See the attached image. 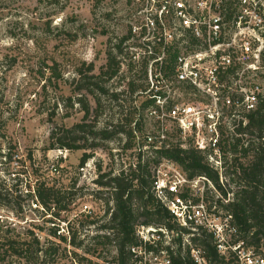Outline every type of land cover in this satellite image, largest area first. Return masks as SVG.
I'll list each match as a JSON object with an SVG mask.
<instances>
[{"label": "rangeland", "instance_id": "1", "mask_svg": "<svg viewBox=\"0 0 264 264\" xmlns=\"http://www.w3.org/2000/svg\"><path fill=\"white\" fill-rule=\"evenodd\" d=\"M129 2L0 0V243L8 239L32 242L34 238L46 245L54 243L56 256L45 257L39 264L117 263L115 246L103 247L94 240L105 233L99 230L110 220L106 211L113 206L110 194L95 181L101 174L117 175L135 163L137 146L124 151V136H120L123 141L89 139V146L100 147L92 149L94 157L82 171L84 151L50 149V137L54 130L84 122L78 98L85 93L75 91L77 71L92 63L98 76L109 53L122 61L118 46L127 33L125 18L132 10ZM53 64L60 77L49 82L48 66ZM128 79L129 73L121 65L119 75L104 85L111 94H121L119 100L95 91L101 108L91 99V123L96 120L98 128L109 124L111 129L127 118L136 101H144L128 93ZM171 143L179 144L176 140ZM227 158L230 162L232 157ZM228 182V187L234 188ZM41 184L73 194L66 195L74 199L70 211L61 212L59 219L47 215L30 195ZM207 200L214 204L217 197L209 194ZM55 231L68 242L55 238ZM71 238L83 242L82 249L72 247ZM2 258L0 254V264H33L25 258ZM147 260L148 264L152 261Z\"/></svg>", "mask_w": 264, "mask_h": 264}, {"label": "built area", "instance_id": "2", "mask_svg": "<svg viewBox=\"0 0 264 264\" xmlns=\"http://www.w3.org/2000/svg\"><path fill=\"white\" fill-rule=\"evenodd\" d=\"M122 61L131 80L142 77L135 94L136 151L170 148L176 140L206 157L226 189L230 142L246 115L264 97V0H130ZM130 93V92H128ZM85 170L84 167L82 171ZM154 197L169 210L180 229L183 254L196 264H210L194 245L200 230L213 236L219 255L229 264H264V255L248 247L233 217L207 196L225 200L212 181L189 179L173 162L154 170ZM231 195H229V198ZM140 245L131 248L134 264H172L178 250L176 232L138 226ZM152 248V249H150Z\"/></svg>", "mask_w": 264, "mask_h": 264}, {"label": "trees", "instance_id": "3", "mask_svg": "<svg viewBox=\"0 0 264 264\" xmlns=\"http://www.w3.org/2000/svg\"><path fill=\"white\" fill-rule=\"evenodd\" d=\"M121 45L122 40L118 46L122 54ZM48 68L51 73L49 82L60 77L56 64L49 65ZM95 70V65L91 63L84 64L83 68L77 71L79 80L75 91L85 93L80 94L78 98V104L84 112V122L71 128L63 127L59 132L54 130L50 137V149L84 151L80 162L81 168L93 159L94 150L92 149L100 147L95 144L89 146V139L108 142L124 136L127 142L123 150L129 151L136 146L135 129L139 133L144 131L141 119L137 122L135 129L132 126L137 117L134 109L127 118L118 121L111 129L109 124L98 128L96 120H93V124L90 122L94 114L91 99L96 102L98 108H101V99L94 97L95 91L103 97H112L114 100H119L122 96L111 94L104 86L120 73L121 62L118 56L109 53L107 63L100 69L98 76L94 74ZM141 80L142 77L137 75L131 78L128 84L130 94L133 95L144 88V85L139 83ZM246 119V125H240L237 136L231 139L229 147L232 158L230 162H227L225 177L227 181L230 180L234 188L228 187L229 182L226 184V189L222 187L218 173L211 167L202 152L193 146L183 148L180 144L145 154L136 152L137 161L131 163L126 169L122 168L117 175H113L112 172L101 174L95 182L110 194L113 206H108L106 211V216H110V220L99 230L105 233L94 237V240L98 241L97 245L103 247L114 245L117 252L116 264H134L131 248L140 245L136 236L137 227L141 225L165 227L179 234L175 240L178 250L171 253L172 264H196L188 252L183 254L180 237L183 230L175 223L169 210L153 194L154 170L163 160H167L178 165L189 179L205 177L212 181L221 196L225 200L229 199L227 204L217 199L218 207L233 217V224L244 243L257 253L264 255V97L258 109L247 114ZM120 139L123 141L122 138ZM34 192V194L30 192V195H34L44 212L52 218L59 219L60 213L69 212L74 203L73 198L66 197L68 194L70 197L73 196L70 192L62 194L60 190L44 184H41ZM229 195H231L230 198ZM1 202L0 206L3 205ZM49 222L55 225L53 219ZM53 235L55 238L59 237L62 242H68V238L57 236L56 231ZM193 243L206 252V258L210 264H229L233 261L232 258L227 260L219 255L213 236L204 230L199 231ZM69 244L77 249H82L84 246L83 242L77 243L75 238H71ZM57 252L58 249L54 243L46 245L38 238H34L32 242L8 239L0 243L3 261L12 256L25 258L29 263L39 264L41 259L55 257ZM86 253L92 254L89 249H86Z\"/></svg>", "mask_w": 264, "mask_h": 264}]
</instances>
